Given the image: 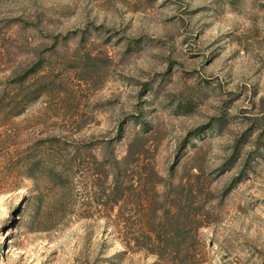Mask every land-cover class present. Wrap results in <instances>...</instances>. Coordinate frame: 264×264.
Wrapping results in <instances>:
<instances>
[{
    "label": "rangeland",
    "instance_id": "1",
    "mask_svg": "<svg viewBox=\"0 0 264 264\" xmlns=\"http://www.w3.org/2000/svg\"><path fill=\"white\" fill-rule=\"evenodd\" d=\"M40 63L55 90L21 110ZM263 130L264 0H0V264H159L90 199L137 136L162 180H210L204 264H264Z\"/></svg>",
    "mask_w": 264,
    "mask_h": 264
},
{
    "label": "trees",
    "instance_id": "2",
    "mask_svg": "<svg viewBox=\"0 0 264 264\" xmlns=\"http://www.w3.org/2000/svg\"><path fill=\"white\" fill-rule=\"evenodd\" d=\"M41 69V63L35 64L14 82L20 88L25 82L36 80L17 100L21 110V105L49 97L55 90L53 83L39 76ZM71 120L77 121L76 118ZM215 125L220 124L211 127ZM147 129L144 127L143 135L148 133ZM261 136L264 137V130ZM139 137L126 144L122 158L113 156L108 145L102 146L101 151L110 153H107L106 168L90 174L92 203L101 210L100 217L111 225L119 244L128 252L144 253L159 264H204L205 245L200 231L209 225L207 202L213 195L210 180L199 167H190L175 181L172 175L162 180L151 163L142 161L145 145ZM260 148L264 150V145ZM240 151L239 146L234 147L232 158L225 163L226 169L233 167ZM254 159H262L259 152L252 153L249 161ZM245 165L248 168V161ZM52 175L60 178L55 172ZM241 179L232 182L220 199Z\"/></svg>",
    "mask_w": 264,
    "mask_h": 264
}]
</instances>
